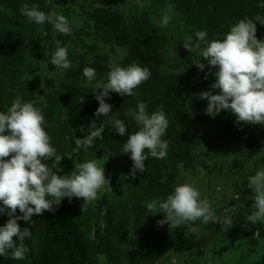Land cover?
Listing matches in <instances>:
<instances>
[{
	"label": "trees",
	"instance_id": "1",
	"mask_svg": "<svg viewBox=\"0 0 264 264\" xmlns=\"http://www.w3.org/2000/svg\"><path fill=\"white\" fill-rule=\"evenodd\" d=\"M46 1L0 0V7L13 15L10 23L13 26L12 33L16 35L0 28V58L8 69H13L10 79L14 81H18L16 72L25 63L22 51L24 45L32 46L33 61L38 45L41 43V47H46L45 38L49 39L50 47H57V40L62 43L70 36L58 32L54 34L50 22L38 25L20 12L26 4L29 8L36 6L47 13ZM91 1L84 5L77 0H52L53 4L62 8H68L71 3L81 5L85 13L84 20L95 38L126 47V54L119 66L136 64L147 68L151 72L149 79L133 90L134 95L110 93V98H105L106 103L112 106L110 115L98 119L94 116L98 101L93 91L88 92L79 86V83L86 81L83 76L85 67L94 68L97 76L110 71L98 62H79L69 71L67 82L59 86L53 85L52 79L46 77L45 86L38 94L33 81L32 86L19 83V90L22 103L30 102L41 110L50 141L59 132L65 131L74 141L73 147H76L75 139L88 134L93 120L97 127L104 125L103 139L94 140V145L87 150L76 149V160L64 153L57 154L63 156L57 174L69 175L75 171V164L105 155L110 163L121 170L111 194L114 201L104 192L95 201L89 214L82 216L77 213L78 204L74 197L71 200L64 198L54 212L45 211L43 215H34L31 224L18 220L21 229L27 227L31 230V235L24 240L29 251L23 260L0 256V264H100L99 255L104 256L110 264L155 263L171 242L168 224L157 226V221L163 219L164 213L152 214L146 205L153 200L163 202L174 191L179 164L185 168L190 166L195 147L201 142L209 143L212 132L219 129L224 121L207 115L204 112L207 101L198 98L201 91L210 90L214 80L212 73L216 69L212 68L209 72L207 61H202L205 69L199 70L196 64L202 60L200 50L189 53L182 44L187 37H192L195 42L194 34L200 30L206 31L207 42L222 40L230 27L241 19L253 20L256 37L264 31V24L255 21L257 15L264 18V0H169L188 30L183 38L175 40L173 44L171 66L179 67V70H171L166 66L168 37L152 24L151 10L143 9L125 16L111 9L113 0ZM40 26L46 31V37ZM205 73H208L207 79L204 78ZM141 102L147 105L146 112L149 115L161 110L166 115L169 125L161 139L168 141V150L163 159L149 157L145 161V171H137L132 177L129 174L132 161L128 154H121L120 151L128 135L138 131L139 126L124 113L129 109L137 111V105ZM116 118L121 119L127 127V133L123 136L116 133L114 126L107 122ZM44 162L51 168L52 160ZM16 215H20L19 210ZM7 219V213H0V226ZM182 232L178 246L183 245L181 249H188L193 245L195 235L186 227L182 228ZM250 264H264V254Z\"/></svg>",
	"mask_w": 264,
	"mask_h": 264
},
{
	"label": "clouds",
	"instance_id": "2",
	"mask_svg": "<svg viewBox=\"0 0 264 264\" xmlns=\"http://www.w3.org/2000/svg\"><path fill=\"white\" fill-rule=\"evenodd\" d=\"M20 12L38 25L48 21L58 33L72 34L70 22L62 14L53 12L48 16L36 6L29 8L26 4ZM170 20L171 17L164 14L159 25L166 27ZM255 21L264 24V18L259 15ZM194 35L196 41L187 37L182 44L183 48L189 53L200 50L202 60L196 64L199 70L205 69L202 61H207L209 72L212 68L216 69L212 73L215 79L210 90L198 94L199 99L207 101L204 112L215 118L224 110L233 114L237 123L264 125V41L257 39L253 20H239L230 27L222 40L207 42V33L203 30L196 31ZM202 44L204 46L201 49ZM56 45L51 63L66 71L71 67L68 51L60 46L59 40ZM83 76L90 84L95 81L92 91L98 101L94 112L98 119L110 115L112 106L105 101V98H110V93L134 95L133 90L147 81L151 72L147 68L130 64L127 67L114 65L107 73L106 83L96 81V70L92 67H85ZM207 76L208 73H205L204 78L207 79ZM211 89L219 91L213 93ZM146 108L147 105L141 102L137 105V111L129 109L124 113L125 116H131L139 126L138 131L128 135L120 151L121 154H128L132 161L129 173L132 177H135L137 171H145V161L149 157L163 159L167 155L168 141L161 137L165 135L169 121L162 110L149 115ZM107 122L114 126L119 135L127 133V127L121 119ZM45 123L41 110L30 102L22 103L20 97L12 102L6 113L0 112V213H7L8 216L6 223L0 226V256L12 260L25 259L29 251L24 240L31 235V230L27 227L21 229L18 220L31 224L34 215H43L45 211L54 212L64 198H79L87 204L98 198L100 189L105 186L111 189L110 178L105 176L103 167L95 161L75 164V171L70 176L58 175V165L63 156L57 155L56 149L50 145ZM103 132L104 125L97 127L93 120L88 134L75 139L77 151L80 148H91L94 140L103 139ZM49 160H52L51 168L44 162ZM249 188L254 195L251 197V214L245 220L255 225L264 221V170L249 177ZM200 196L194 186L179 184L163 202L153 200L147 203L146 208L152 214L164 213L163 219L157 221V226L163 227L167 223L171 232L186 222L202 219L208 223L213 219L209 203L201 200ZM17 210L20 215H16ZM235 211V207L231 206L226 209L223 218L225 229L233 224L228 213Z\"/></svg>",
	"mask_w": 264,
	"mask_h": 264
},
{
	"label": "rangeland",
	"instance_id": "3",
	"mask_svg": "<svg viewBox=\"0 0 264 264\" xmlns=\"http://www.w3.org/2000/svg\"><path fill=\"white\" fill-rule=\"evenodd\" d=\"M77 1L84 5L92 2L91 0ZM46 6L48 7L46 15L51 16L53 12L62 14L70 22L72 34L64 39L60 46L67 49L71 67L65 71L51 63V56L56 47H50L48 38H45V45L49 48L41 47L40 43L33 61L32 46H23L25 63L16 72L18 81L10 79L13 69H8L0 58V112L6 113L12 102L20 97L19 83L32 86L34 82L37 85L38 94L45 86L46 77L52 79L53 85L59 86L67 82L69 71L79 62H98L111 70L114 65H120L121 59L126 54V47L105 43L95 38L94 33H90L91 29L87 27L84 20L85 13L81 5L71 3L68 8H62L53 4L52 0H47ZM111 9L125 16L143 9L151 10L152 24L168 37L169 46L166 47L165 52L166 66L168 65V69L171 70H179V67L171 66L174 58L172 48L175 40L183 38L188 30L182 24L180 14L169 0H155L154 2L153 0H113ZM164 14H168L171 20L166 27H161L159 21ZM0 15V28L12 33L13 26L10 23L12 13L0 7ZM40 30L46 37L47 33L42 26ZM56 33L54 29V34ZM257 39L264 41V31ZM107 73L108 71L103 76L96 75V81L106 83ZM212 79H215L214 75ZM94 83L95 81L92 82ZM92 84L86 80L79 83V86L90 92L93 90ZM218 91V89H212L213 93ZM215 118L224 120L223 125L212 132L209 143L201 142L195 147L190 166L185 168L179 164V170L174 179L175 186L187 183L200 192V199L206 200L213 211V219L208 223H204L202 219L186 222L171 232L168 226L171 245L153 264H250L264 254V221L253 225L245 220V217L251 214L253 203L251 197L254 195L252 189L249 188V177L259 170H264V125L237 123L235 116L224 110ZM72 143L74 141L65 131L59 132L50 141V145L56 149L57 154L64 153L72 160H76L77 151ZM90 161H95L98 166L103 167L105 176L110 178L111 189L107 186L100 189L97 199L107 192L109 198L114 201L111 194L117 179L121 176L120 168L110 163L105 155L95 157ZM74 200L78 204L77 213L82 216L89 214L96 201L85 204L82 199L74 197ZM230 206L235 207L236 211L228 213L233 224L225 229L223 218L226 209ZM183 227L195 235L194 243L188 249H181L183 245L178 246L183 236ZM131 235L135 237V234L131 233ZM98 262L110 264L102 255L98 256Z\"/></svg>",
	"mask_w": 264,
	"mask_h": 264
}]
</instances>
